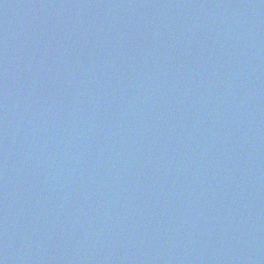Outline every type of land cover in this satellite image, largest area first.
<instances>
[{"label": "water", "instance_id": "water-1", "mask_svg": "<svg viewBox=\"0 0 264 264\" xmlns=\"http://www.w3.org/2000/svg\"><path fill=\"white\" fill-rule=\"evenodd\" d=\"M0 264H264V0H0Z\"/></svg>", "mask_w": 264, "mask_h": 264}]
</instances>
